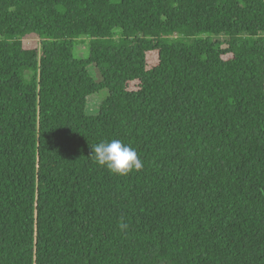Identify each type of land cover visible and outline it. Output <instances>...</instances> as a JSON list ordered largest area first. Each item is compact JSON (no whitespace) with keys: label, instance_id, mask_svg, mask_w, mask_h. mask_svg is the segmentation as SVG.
I'll return each mask as SVG.
<instances>
[{"label":"trees","instance_id":"obj_1","mask_svg":"<svg viewBox=\"0 0 264 264\" xmlns=\"http://www.w3.org/2000/svg\"><path fill=\"white\" fill-rule=\"evenodd\" d=\"M0 264H264V0H0Z\"/></svg>","mask_w":264,"mask_h":264},{"label":"clouds","instance_id":"obj_2","mask_svg":"<svg viewBox=\"0 0 264 264\" xmlns=\"http://www.w3.org/2000/svg\"><path fill=\"white\" fill-rule=\"evenodd\" d=\"M89 156L98 166L119 176L139 172L143 168V161L138 157L137 151L117 139L101 141L89 147Z\"/></svg>","mask_w":264,"mask_h":264},{"label":"rangeland","instance_id":"obj_3","mask_svg":"<svg viewBox=\"0 0 264 264\" xmlns=\"http://www.w3.org/2000/svg\"><path fill=\"white\" fill-rule=\"evenodd\" d=\"M25 41V47H37L39 40L34 37V36H26L24 38ZM88 40L83 39V42H80L75 46L74 53L78 57H85L88 53ZM88 71L90 75L97 81H100V74L98 72V69L94 65H89L88 66ZM106 92L104 90L96 93L89 95L87 97V102H86V112L89 115H94L99 111V107L101 104L102 99L105 97Z\"/></svg>","mask_w":264,"mask_h":264}]
</instances>
